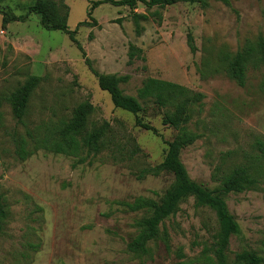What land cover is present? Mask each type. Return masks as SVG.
<instances>
[{
  "label": "rangeland",
  "instance_id": "374dc122",
  "mask_svg": "<svg viewBox=\"0 0 264 264\" xmlns=\"http://www.w3.org/2000/svg\"><path fill=\"white\" fill-rule=\"evenodd\" d=\"M93 1L64 0L69 30L87 20ZM34 2L0 0V197L7 213L0 264H176L199 258L203 248L211 255L216 214L191 196L159 226L167 241H151L150 257L127 251L140 222L153 212L132 211L129 205L138 198L159 204L174 183L171 172L155 168L178 131L162 124L173 107L152 101L143 103L138 116L160 136L135 126V116L113 107L93 72L127 76L120 88L134 97L147 78L203 95L185 125L196 139L185 145L180 160L190 180L214 194L237 166L257 179L252 188L223 197L239 227L229 239L227 261L233 264L242 250L264 257V160L256 147L257 140L264 141V62L248 64L244 86L225 71L227 56L264 40V0H229L230 6L209 0L205 7L189 2L152 10L139 4L134 12L161 15L160 22L149 16L140 36L129 8L102 4L92 11L97 26L79 27L75 34L85 58L66 34L43 29L37 16L2 27L3 12L24 16ZM129 43L141 49L144 60L128 64ZM31 76L40 83L22 125L11 116L8 97ZM84 102L93 106L88 130L109 124L100 154L80 164L84 153L34 149L27 132L51 134ZM21 138L31 152L24 160L15 153Z\"/></svg>",
  "mask_w": 264,
  "mask_h": 264
},
{
  "label": "trees",
  "instance_id": "16d2710c",
  "mask_svg": "<svg viewBox=\"0 0 264 264\" xmlns=\"http://www.w3.org/2000/svg\"><path fill=\"white\" fill-rule=\"evenodd\" d=\"M209 0H97L90 2L86 11L87 20L79 22L73 31L68 29L67 19L68 11L64 0L57 3L54 0H35L34 4L29 6L24 16L14 15L11 11L3 12L2 27L14 21L24 22L30 15L39 17L40 26L47 31H60L68 36L76 48L80 51L81 57L85 52L75 34L79 27L97 26V22L92 17V11L102 4H110L115 7H126L131 10V22L136 36H140L144 30L142 23L148 20L149 16H154L158 21L161 20L159 12L154 11L150 14H141L134 12L135 8L141 4L146 10L153 8L163 9L178 3H199L202 7L207 6ZM226 6H230L229 0H219ZM89 20V21H88ZM117 23H121L117 20ZM93 38L92 33L88 36ZM188 47L192 53L195 52L193 37L189 33L187 36ZM128 64L134 60H144L141 49L129 43L128 45ZM85 58V57H84ZM88 63V60H85ZM225 71L227 76L234 80L238 86L245 85L246 70L249 63L255 66L264 62V40L257 42H248L242 50L234 55H229L225 59ZM97 78V84L101 91L106 92L114 108L125 111L135 116V126L151 132L153 135L160 136L156 128L149 123L144 122L138 114L143 110V103L152 101L160 107H173L162 118V124L178 131L176 137L166 142L167 150L163 161L155 168L156 170H165L171 172L174 176V183L163 200L155 204L144 198H138L129 205L132 211L143 208H153L151 216L140 222V230L135 238L127 244V251L135 257H150L151 252L148 244L156 239L167 241L166 232L159 234V226L170 215L177 211L179 203L186 197H194L196 203L213 210L218 221V230L214 235V242L209 250L203 248L200 257L195 260L180 261L176 264H228L227 249L229 239L232 235L239 232L238 224L234 217L229 213L223 197L229 193H239L252 188L257 184V179L252 176L248 169L242 166L235 167L230 174L220 180L221 188L218 194L206 190L201 185L190 180V177L180 160V153L185 145L193 143L196 136L185 129L189 122L191 112L194 107L203 99V95L190 92L188 89L164 80L147 78L142 86L137 90L136 97L124 94L120 88L121 84L128 81L127 76H118L115 74H100L93 72ZM40 83V77L31 76L21 86H19L8 97V103L11 108V116L19 124H24L28 114L29 100ZM93 112V106L89 102L79 104L73 109L71 116L62 121L60 127L52 131L51 134H44L39 137L38 134L26 133L30 141L34 142V149H44L46 151L77 157L82 153L85 156L80 157L79 163H83L90 156L94 157L101 153L105 146V141L109 132V124H102L88 130L89 116ZM15 153L19 159L24 160L31 155L26 150V140L18 139L16 142ZM256 147L259 155L264 160V141L257 140ZM7 213L0 197V230ZM233 264H264V257L259 256L253 251H241L235 254Z\"/></svg>",
  "mask_w": 264,
  "mask_h": 264
}]
</instances>
